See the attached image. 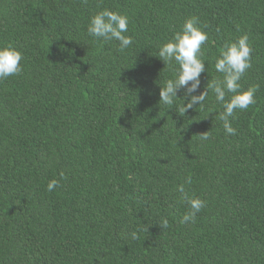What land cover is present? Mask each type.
<instances>
[{
    "label": "trees",
    "instance_id": "1",
    "mask_svg": "<svg viewBox=\"0 0 264 264\" xmlns=\"http://www.w3.org/2000/svg\"><path fill=\"white\" fill-rule=\"evenodd\" d=\"M105 8L129 18L124 52L87 32ZM192 16L209 37L199 91L249 36L242 90L259 87L236 135L211 91L184 115L160 103L179 66L156 54ZM7 43L23 70L0 82V264H264V0H0ZM180 184L207 202L195 223Z\"/></svg>",
    "mask_w": 264,
    "mask_h": 264
},
{
    "label": "clouds",
    "instance_id": "2",
    "mask_svg": "<svg viewBox=\"0 0 264 264\" xmlns=\"http://www.w3.org/2000/svg\"><path fill=\"white\" fill-rule=\"evenodd\" d=\"M129 27V18L126 14L110 9H103L94 14L88 23L89 36L103 39L105 42L117 41L119 51L124 52L133 44V38L126 35ZM208 33L203 30L197 17L192 16L184 20L180 31L174 37L159 47L156 54L166 66L174 61L179 70L174 79H168L160 90V103L164 105H176L179 114L184 115L190 109L204 104L209 91L215 94V99L223 104V111L217 113V118L223 122L225 134L236 135L237 129L233 127L232 120L236 118L237 110H246L256 103L255 94L259 85H253L242 90L241 80L252 67L253 48L249 36L243 34L234 41L226 42L220 50L219 57L215 61V70L222 78L208 81L205 89L201 88V74L206 70V62L203 59L202 46L208 41ZM23 52L11 43L0 44V82L9 76H15L22 72ZM180 89H184L185 102L178 105ZM232 95L229 97L228 94ZM226 97H228L226 99ZM200 139L207 141L210 132L199 134ZM63 177V173H61ZM191 183V178H187ZM60 184V180L53 179L48 183L47 190L52 192ZM176 191L182 199H187L190 211L184 214L180 223H195L197 214L206 207V200L200 197L187 198L184 184L177 186ZM163 229L169 227L167 218H162L159 223Z\"/></svg>",
    "mask_w": 264,
    "mask_h": 264
}]
</instances>
